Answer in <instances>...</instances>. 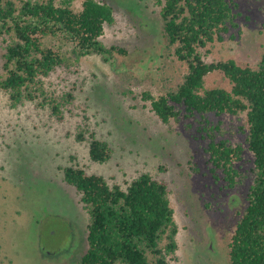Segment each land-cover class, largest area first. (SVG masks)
Segmentation results:
<instances>
[{
    "label": "rangeland",
    "instance_id": "rangeland-1",
    "mask_svg": "<svg viewBox=\"0 0 264 264\" xmlns=\"http://www.w3.org/2000/svg\"><path fill=\"white\" fill-rule=\"evenodd\" d=\"M83 1L76 0L74 8L80 10ZM98 1L115 12L102 41L128 54H117L112 62L88 56L45 79L52 93L74 92L63 121L31 102L12 108L0 91V264H77L86 253L90 217L62 171L74 164L124 188L143 173L166 181L179 227L178 260L172 264H229V243L253 182L246 114L182 116L164 124L142 94L158 97L175 90L188 66L168 45L161 7L154 0ZM229 1L236 5L238 26L203 49L204 59L257 68L264 56V0ZM4 47L0 42V74ZM206 87L231 85L214 72L206 77ZM80 127L111 145L108 163L90 159L89 144L76 139ZM213 139L243 149L232 188L222 171L212 170L208 147Z\"/></svg>",
    "mask_w": 264,
    "mask_h": 264
},
{
    "label": "trees",
    "instance_id": "trees-1",
    "mask_svg": "<svg viewBox=\"0 0 264 264\" xmlns=\"http://www.w3.org/2000/svg\"><path fill=\"white\" fill-rule=\"evenodd\" d=\"M0 0V42L3 71L0 91L12 108L34 103L58 121L73 105V91L47 90L45 79L58 69L71 70L83 58L98 55L112 62L127 49L102 41L105 27L115 23L114 8L98 0ZM161 7L164 36L174 54L188 66L175 90L142 99L164 123L182 116L205 119L209 114H246L248 149L254 155L253 182L245 209L229 243V264H264V56L257 68L234 60L208 63L203 49L237 28L236 5L229 0H154ZM51 41L52 44H48ZM221 72L230 89L206 87V77ZM218 129V127H217ZM78 142L89 144L90 159L108 163L114 149L89 128H79ZM208 152L213 172L224 174L229 187L240 176L236 162L243 149L228 140L213 141ZM64 181L76 188L89 214L88 249L77 264H172L177 261L179 227L171 206L169 185L143 173L124 188L79 165L62 168Z\"/></svg>",
    "mask_w": 264,
    "mask_h": 264
}]
</instances>
